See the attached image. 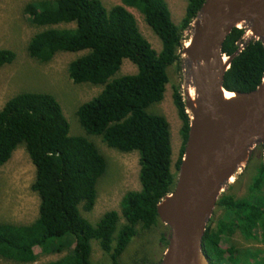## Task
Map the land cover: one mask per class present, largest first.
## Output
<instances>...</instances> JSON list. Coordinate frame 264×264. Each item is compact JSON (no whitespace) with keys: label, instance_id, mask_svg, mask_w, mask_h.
<instances>
[{"label":"trees","instance_id":"obj_1","mask_svg":"<svg viewBox=\"0 0 264 264\" xmlns=\"http://www.w3.org/2000/svg\"><path fill=\"white\" fill-rule=\"evenodd\" d=\"M107 9L100 0H38L29 4L32 24L45 29L26 45L30 59L50 62L59 53H82L67 66L74 84L100 87L101 91L78 106L76 117L85 136H97L120 153L139 156L138 191H128L120 212H105L95 223L82 212L94 208L97 183L108 167L104 153L83 136L69 135V124L56 99L45 92H21L0 109V167L22 147L35 169L30 189L39 199L38 215L28 224L0 222V259L14 264H37L41 255L66 252L61 258L39 264H92V240L109 264H122L131 241L162 227L160 242L167 246L169 230L157 215V204L175 186L184 154L190 117L180 86L172 84V101L181 122L182 144L172 171L169 123L154 108L163 100L169 69L182 71L183 33L197 17L205 0H185L178 25L171 20L164 0H119ZM128 9L139 12L161 42L159 52L140 33ZM245 29L233 28L223 42L230 57ZM188 40L185 42L187 45ZM15 52L0 49V68L13 63ZM127 59L136 72L120 75ZM264 75L260 40H251L233 57L223 88L244 93L255 90ZM187 81L185 91L187 96ZM188 98V96H187ZM190 113V112H189ZM249 194L237 198L223 192L216 203L221 216L210 218L202 237V252L209 264H264L255 250L238 251L230 237L238 232L245 241H264V161L252 162ZM122 217V218H121ZM123 219V222L121 220ZM229 242L228 247L223 243ZM149 253L133 257V264H159Z\"/></svg>","mask_w":264,"mask_h":264},{"label":"rangeland","instance_id":"obj_2","mask_svg":"<svg viewBox=\"0 0 264 264\" xmlns=\"http://www.w3.org/2000/svg\"><path fill=\"white\" fill-rule=\"evenodd\" d=\"M38 0H0V49H10L15 52V60L9 65L0 68V109L3 105L18 93L45 92L51 94L59 103L62 113L69 124V135L83 136L91 140L104 153L108 162L105 173L97 183L98 195L91 212H82V215L91 223H95L105 212H120V203L128 191H138L139 183V156L136 152L120 153L104 145L97 136H85V131L77 121L76 110L79 105L89 101L100 91V87L88 84H74L67 73L68 64L82 53H59L46 63L40 64L30 59L26 51L29 39L37 32L45 29L32 24L29 19V4ZM109 9L118 5L119 0H100ZM169 8L171 20L178 25L184 16L185 0H164ZM136 20L137 27L143 37L150 43L157 52L161 49V42L152 30L144 22L142 15L135 9H128ZM192 32L185 30L183 35L186 41ZM189 40L187 42V46ZM181 73H175L173 68L169 69L170 83L167 84L160 104L155 106V110L161 113L169 123L172 147V171L174 164L180 154L182 137L180 134L181 122L178 118L176 108L172 101V84L180 86V92L184 96L185 81L186 90L190 88L188 80V65L181 63ZM136 72V67L127 59L123 60L120 75L132 74ZM190 73V72H189ZM264 161V147L261 144L255 146L248 157L246 166L249 163ZM241 169L226 185L224 192L234 194L237 198L245 197L249 194L251 184V172L248 169ZM35 177V169L24 148L16 149L9 161L0 167V222H10L14 224L31 223L38 215L39 199L31 191L30 185ZM264 193V186L262 188ZM221 216V212L214 208L213 219ZM122 218V217H121ZM123 222V219L121 220ZM164 231L162 227L154 229L148 235L135 237L127 246L121 258L122 264H133V257L142 256L148 252L155 262L161 261L166 246L160 242V234ZM230 242L236 244L237 250H255L257 255H264V241H245L236 232L230 237ZM91 245V263L109 264L105 255L99 249L95 240ZM223 247H228L229 242H225ZM39 254L37 264L54 261L66 254L41 255L39 249H35ZM150 260V261H152ZM0 264H14L0 259Z\"/></svg>","mask_w":264,"mask_h":264},{"label":"water","instance_id":"obj_3","mask_svg":"<svg viewBox=\"0 0 264 264\" xmlns=\"http://www.w3.org/2000/svg\"><path fill=\"white\" fill-rule=\"evenodd\" d=\"M233 28L245 29L248 42L260 40L264 51V0H205L190 24L188 46L183 42L181 59L196 96L193 104L185 90L181 94L190 117L184 154L174 189L156 206L169 230L159 264H209L201 241L217 200L245 168L251 150L264 147V75L253 91L223 88L225 72L240 53L222 60L223 42ZM225 92L234 97L225 99Z\"/></svg>","mask_w":264,"mask_h":264},{"label":"bare ground","instance_id":"obj_4","mask_svg":"<svg viewBox=\"0 0 264 264\" xmlns=\"http://www.w3.org/2000/svg\"><path fill=\"white\" fill-rule=\"evenodd\" d=\"M185 42H186V41H185ZM185 42H184V46H187V45L185 44ZM226 59H227L226 57H223V59H222L223 62H225ZM188 80H189V82H190V88L188 87V92H187V96H188V98H187V96H186V98H187L188 101H190V103H193V104H194L196 94H195L194 88L192 87V86H193V84H192V76L190 75L189 71H188ZM224 97H225V99H231V98L234 97V94H233V93H229V92H225ZM187 112H188V113L191 112L190 108H187ZM189 114H191V113H189ZM238 172H239V171H238ZM238 172H237V173H238ZM232 178H233V177H231V178L229 179V182H230V180H231ZM163 225H164V224H163Z\"/></svg>","mask_w":264,"mask_h":264},{"label":"built area","instance_id":"obj_5","mask_svg":"<svg viewBox=\"0 0 264 264\" xmlns=\"http://www.w3.org/2000/svg\"><path fill=\"white\" fill-rule=\"evenodd\" d=\"M248 43V38L247 36L244 34L241 39L236 43L237 49H236V53L241 52L245 46ZM225 56V55H224ZM227 58V56H225Z\"/></svg>","mask_w":264,"mask_h":264}]
</instances>
